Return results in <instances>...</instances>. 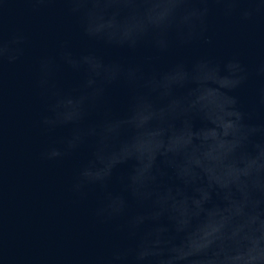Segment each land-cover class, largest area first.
Returning a JSON list of instances; mask_svg holds the SVG:
<instances>
[{
  "label": "water",
  "instance_id": "1",
  "mask_svg": "<svg viewBox=\"0 0 264 264\" xmlns=\"http://www.w3.org/2000/svg\"><path fill=\"white\" fill-rule=\"evenodd\" d=\"M0 264H264V0H0Z\"/></svg>",
  "mask_w": 264,
  "mask_h": 264
}]
</instances>
